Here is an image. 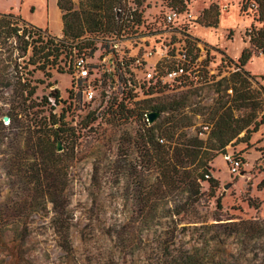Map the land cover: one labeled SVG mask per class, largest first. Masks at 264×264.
I'll use <instances>...</instances> for the list:
<instances>
[{
  "label": "rangeland",
  "instance_id": "obj_1",
  "mask_svg": "<svg viewBox=\"0 0 264 264\" xmlns=\"http://www.w3.org/2000/svg\"><path fill=\"white\" fill-rule=\"evenodd\" d=\"M74 1L79 9L82 0ZM52 2L0 0V13L14 8L47 30L50 17L60 25ZM241 2L141 0L146 20L160 31L150 45L156 40L158 51L172 45L178 53L185 40L196 43L193 52L208 81L144 100L129 119L107 113L85 119L77 139L57 151L58 168L48 167L50 155L35 149L31 131L40 126L29 105L48 95L54 99L52 91L70 87L71 76L55 64L41 68L43 59L25 50L33 38L21 32L0 36V264H264V123L249 142L234 140L210 161L219 184L213 189L201 181L193 188L199 189L198 197L182 182L161 186L157 164L143 161L138 144L142 133L169 115L147 121L146 108L160 101L180 103L193 123L190 133L207 138L210 129L202 136L203 126L212 125L222 97L233 94L231 88L218 90L215 82L236 70L251 47L246 32L254 24L253 13L242 11ZM213 3L220 9L218 27L201 23ZM171 7L179 15L173 30H166L163 17ZM244 68L264 86L262 52L253 51ZM31 86L37 89L29 97ZM50 101L40 107L42 116L49 115L50 106L57 113ZM246 111L235 110L236 115ZM9 114L14 122L4 120ZM237 155L245 164L232 173L227 158ZM173 209L180 216H171Z\"/></svg>",
  "mask_w": 264,
  "mask_h": 264
},
{
  "label": "trees",
  "instance_id": "obj_2",
  "mask_svg": "<svg viewBox=\"0 0 264 264\" xmlns=\"http://www.w3.org/2000/svg\"><path fill=\"white\" fill-rule=\"evenodd\" d=\"M119 2L120 0H82L78 9L74 0H58V5L64 12L63 40H76L86 32L111 30L116 25L115 8ZM139 2L141 3V0ZM249 9L254 19V24L246 32L250 38L251 47L243 51L236 63V70L215 82L218 90L231 88L233 94L227 99L222 97L220 105L214 109L211 118L212 125L207 138L200 137L198 133H190V127L193 125L191 118L181 109V104L174 103V100L160 101L146 108L144 116L154 110L161 114L169 113L142 133L138 141L143 161L146 164H157L155 168L159 170L161 186L163 183L182 182L191 187L190 195H194V191H197V197L200 194L199 189L193 188L195 186L200 188L201 181H208L211 188H216L219 180L210 171V161L218 153L225 152L226 147L234 140L238 143L249 142L252 133L264 123V113L258 119V113L264 110V97L262 96L264 86L260 85L256 77L244 68L253 51L264 54V0H242L241 10L249 11ZM219 15V5L213 3L204 9L201 23L205 26L218 27ZM41 30L35 25L23 22L15 14L0 13V36L2 34H7L8 37L13 34L19 36L21 32L22 36L26 37L29 34V38L33 39L26 41L25 50L31 48L33 56L39 55L43 59L41 68L45 69L49 63L57 66L61 54L59 44L51 37L44 39L41 36ZM187 42L191 50L196 48V43L190 40ZM36 60L33 59V62ZM229 60L234 62L231 58ZM27 88L29 97H32L37 86ZM51 94L58 99L60 91L54 89ZM50 104V95H48L43 97L41 103L33 101L29 105V108L33 109L35 125L40 126L39 129L31 131V136L35 138L33 143L35 149L50 155L51 163L47 166L58 168L60 158L57 152L59 151L58 141L63 142L64 150L69 143H65V137L61 134V127L58 126L60 118L57 113H54V107L50 106L48 116L40 114L44 110L40 107ZM23 107L26 108V104L23 103ZM239 109L247 111L236 115L235 110ZM8 116L10 122L16 120V117L10 114ZM95 119L92 118L90 121ZM1 123L3 124V121ZM73 139L76 140L77 135H74ZM237 157L243 160L240 155ZM40 172L43 170L40 169ZM218 206L221 207L220 200H218ZM180 214V210L173 209L171 216H180ZM67 242L70 244L68 239Z\"/></svg>",
  "mask_w": 264,
  "mask_h": 264
},
{
  "label": "built area",
  "instance_id": "obj_3",
  "mask_svg": "<svg viewBox=\"0 0 264 264\" xmlns=\"http://www.w3.org/2000/svg\"><path fill=\"white\" fill-rule=\"evenodd\" d=\"M115 11L116 25L111 30L86 32L76 40L40 31L44 39L51 37L59 44L57 68L71 76V86L64 91L58 89V99L50 97L57 106L58 126L65 143L70 144L74 135H79V126L85 119L100 118L105 113L129 119L144 100L208 81V72L197 64L188 39L178 53L172 45L158 51L156 40L150 45L148 40L160 31L146 20L139 0H120ZM178 15L174 7L166 11V30H173L171 25ZM210 128L204 125L201 135ZM227 160L232 173H238L245 164L237 156Z\"/></svg>",
  "mask_w": 264,
  "mask_h": 264
},
{
  "label": "crops",
  "instance_id": "obj_4",
  "mask_svg": "<svg viewBox=\"0 0 264 264\" xmlns=\"http://www.w3.org/2000/svg\"><path fill=\"white\" fill-rule=\"evenodd\" d=\"M53 8L55 9V16L57 17V19L60 22V25L58 26V24H54L53 23V19L50 17L49 21H48V26H47V31H49L51 34L56 35V36H62L64 34V12L63 10L59 7L58 5V0H53L52 2ZM51 12V10H50ZM5 13V12H4ZM7 13H12L15 14L17 17H19L23 22L28 23V24H32L30 22H27L26 20H24L21 15H20V11L14 9V8H9V11L7 10ZM54 27L56 29H54Z\"/></svg>",
  "mask_w": 264,
  "mask_h": 264
},
{
  "label": "water",
  "instance_id": "obj_5",
  "mask_svg": "<svg viewBox=\"0 0 264 264\" xmlns=\"http://www.w3.org/2000/svg\"><path fill=\"white\" fill-rule=\"evenodd\" d=\"M147 116H148L149 122L150 123H153V122H155L161 116V112L156 111V110L150 111L147 114ZM4 120H9V116H5L4 117ZM63 148H64V146H63L62 142L61 141H58V150L61 151V150H63ZM226 187H228V185H226Z\"/></svg>",
  "mask_w": 264,
  "mask_h": 264
}]
</instances>
